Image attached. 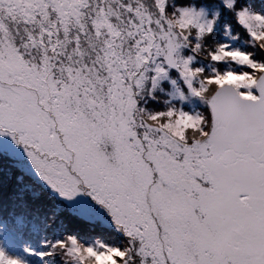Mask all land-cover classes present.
Masks as SVG:
<instances>
[{"label":"snow or ice","instance_id":"snow-or-ice-1","mask_svg":"<svg viewBox=\"0 0 264 264\" xmlns=\"http://www.w3.org/2000/svg\"><path fill=\"white\" fill-rule=\"evenodd\" d=\"M0 264H264V0H0Z\"/></svg>","mask_w":264,"mask_h":264}]
</instances>
